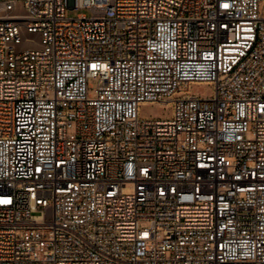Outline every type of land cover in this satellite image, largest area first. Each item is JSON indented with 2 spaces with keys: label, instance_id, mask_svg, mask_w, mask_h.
I'll return each instance as SVG.
<instances>
[{
  "label": "built area",
  "instance_id": "obj_1",
  "mask_svg": "<svg viewBox=\"0 0 264 264\" xmlns=\"http://www.w3.org/2000/svg\"><path fill=\"white\" fill-rule=\"evenodd\" d=\"M0 264H264V0H0Z\"/></svg>",
  "mask_w": 264,
  "mask_h": 264
},
{
  "label": "rangeland",
  "instance_id": "obj_2",
  "mask_svg": "<svg viewBox=\"0 0 264 264\" xmlns=\"http://www.w3.org/2000/svg\"><path fill=\"white\" fill-rule=\"evenodd\" d=\"M81 13L86 14L88 17L91 16L89 10H68L67 17L76 18ZM90 83V94L95 95V90L98 86L99 80L91 78ZM192 95H198L200 97H211L214 95V86L208 83H195L191 86ZM172 106L162 103H148L144 104L141 107V116L144 118L147 117H166L172 114Z\"/></svg>",
  "mask_w": 264,
  "mask_h": 264
}]
</instances>
